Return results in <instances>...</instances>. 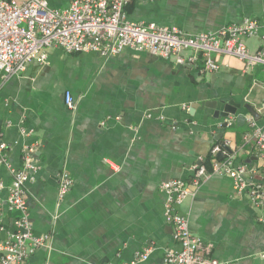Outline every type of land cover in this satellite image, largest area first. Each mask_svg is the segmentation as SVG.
Instances as JSON below:
<instances>
[{
    "label": "crops",
    "instance_id": "0c3cea01",
    "mask_svg": "<svg viewBox=\"0 0 264 264\" xmlns=\"http://www.w3.org/2000/svg\"><path fill=\"white\" fill-rule=\"evenodd\" d=\"M124 14L196 34L260 18L264 0H133ZM246 44L254 50L259 38ZM213 57L220 69L200 72L144 50L100 56L52 46L43 64L33 59L16 76L0 75L1 153L10 164H0V239L17 229L8 188L24 165V146H33L25 201L34 233L48 234L49 245L26 264H163L176 244L161 183L189 179L216 141H229L236 167L258 161L254 140L245 136L264 125V66L243 71L234 57ZM228 101L240 105L236 112L217 115ZM62 172L72 185L59 199ZM254 179L264 187V169ZM233 182L211 173L178 209L220 264H264V202L252 205Z\"/></svg>",
    "mask_w": 264,
    "mask_h": 264
},
{
    "label": "built area",
    "instance_id": "2783aa9c",
    "mask_svg": "<svg viewBox=\"0 0 264 264\" xmlns=\"http://www.w3.org/2000/svg\"><path fill=\"white\" fill-rule=\"evenodd\" d=\"M133 0H69L64 8H54L47 0H0V75L8 79L23 72L31 60L43 64L46 48L56 46L66 52L91 51L100 56L118 54L126 48L148 51L162 58H173L179 65H188L200 72H215L221 64L214 54L231 56L241 61L243 71L255 65L264 66V14L260 18L247 16L216 31L188 34L176 27L153 22H133L125 19L124 7ZM259 38L252 50L246 40ZM65 102L72 106L70 92ZM253 125V120H251ZM227 125L230 123L227 122ZM21 132L28 134L25 126ZM246 139H253L258 151L257 163H241L237 167L234 155L223 148L228 140L215 142L211 149L210 169L204 164L192 166L189 179L176 178L161 183L166 194L164 216L172 228L176 248L165 252L163 264H220L211 255V244L193 234L188 220L178 206L191 197L198 186L211 174L233 178L236 192H247L250 202H264V187L255 176L264 169V125L254 127ZM0 164L10 167L1 153ZM33 146H24L23 167L13 171L8 188L7 207L17 212L16 230L0 239V264H26L28 257L40 247H48L49 235L36 234L29 220L24 184L34 170ZM222 157L218 158L217 154ZM72 179L62 172L58 179V197L70 190ZM149 250L141 254L146 259ZM264 257V254L262 255Z\"/></svg>",
    "mask_w": 264,
    "mask_h": 264
},
{
    "label": "water",
    "instance_id": "95a60500",
    "mask_svg": "<svg viewBox=\"0 0 264 264\" xmlns=\"http://www.w3.org/2000/svg\"><path fill=\"white\" fill-rule=\"evenodd\" d=\"M239 106H240V105H238V104L235 106V104H234L232 101H228V102L225 104V106L223 107L222 111L217 110L216 113H217V115L219 114V115L222 116V117H227L229 114H234V113L236 112V108H239ZM245 107H246V108H247L252 114L256 115V111H255L251 106H249L248 104H246ZM223 148H224L225 150H227L228 152H230L228 146H224V145H223ZM217 157H218V158H221V157H222V154H221V153H218V154H217Z\"/></svg>",
    "mask_w": 264,
    "mask_h": 264
},
{
    "label": "trees",
    "instance_id": "16d2710c",
    "mask_svg": "<svg viewBox=\"0 0 264 264\" xmlns=\"http://www.w3.org/2000/svg\"><path fill=\"white\" fill-rule=\"evenodd\" d=\"M217 142V141H216ZM212 156L209 154V156L205 159L203 162L206 166H208L211 163Z\"/></svg>",
    "mask_w": 264,
    "mask_h": 264
},
{
    "label": "rangeland",
    "instance_id": "374dc122",
    "mask_svg": "<svg viewBox=\"0 0 264 264\" xmlns=\"http://www.w3.org/2000/svg\"><path fill=\"white\" fill-rule=\"evenodd\" d=\"M18 2H21L22 0H17ZM48 1V4L50 5V3H49V0H47ZM69 5V0H68V4H67V6ZM51 6V5H50ZM67 6H51V7H54V8H64V7H67Z\"/></svg>",
    "mask_w": 264,
    "mask_h": 264
}]
</instances>
